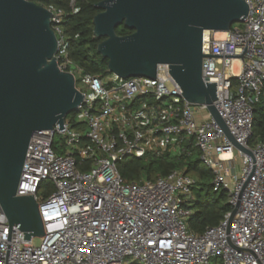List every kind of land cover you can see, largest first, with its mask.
Returning <instances> with one entry per match:
<instances>
[{
    "label": "built area",
    "instance_id": "obj_1",
    "mask_svg": "<svg viewBox=\"0 0 264 264\" xmlns=\"http://www.w3.org/2000/svg\"><path fill=\"white\" fill-rule=\"evenodd\" d=\"M245 2L242 26H231L223 37L203 34L201 76L216 82L214 105L252 156L233 146L205 106L183 99L167 64L157 66L154 80L83 73L65 52V12L47 7L58 67L74 75L83 95L76 116L87 130H72L65 117L63 130L55 125L32 135L17 195H34L44 236L39 244L23 240L0 207V264H209L211 258L264 264V139L249 144L253 105L264 98V0ZM69 6L74 13L75 0ZM56 133L65 138L62 154L53 146ZM185 143L199 151L213 189L227 193L231 209L237 205L230 222L231 210L201 234L187 224L193 176L172 169L154 179L126 180L117 169L126 156L188 150ZM43 180L54 190L39 200Z\"/></svg>",
    "mask_w": 264,
    "mask_h": 264
},
{
    "label": "water",
    "instance_id": "obj_2",
    "mask_svg": "<svg viewBox=\"0 0 264 264\" xmlns=\"http://www.w3.org/2000/svg\"><path fill=\"white\" fill-rule=\"evenodd\" d=\"M93 34L97 52L120 79L154 80L167 64L183 99L203 105L233 146L252 156L228 131L214 101L216 82L201 76L204 31L226 32L248 14L245 0H101ZM51 11L33 0H0V207L23 240L43 237L34 195H17L29 142L35 132L63 130L65 117L83 99L74 75L58 67ZM123 25L132 32L118 35ZM242 57V56H241ZM237 205L231 209L230 222Z\"/></svg>",
    "mask_w": 264,
    "mask_h": 264
},
{
    "label": "trees",
    "instance_id": "obj_3",
    "mask_svg": "<svg viewBox=\"0 0 264 264\" xmlns=\"http://www.w3.org/2000/svg\"><path fill=\"white\" fill-rule=\"evenodd\" d=\"M33 1L48 8L62 9L65 12L61 26L65 40V52L72 63L85 74L101 78L110 74L107 70V59L103 58L96 50L98 43L104 38H96L93 34L92 21L94 16L100 12L95 4L101 0H75L76 11L74 13L69 6L70 0ZM115 30L118 35L132 32L123 25L117 26ZM235 83L236 79L234 78L233 84ZM252 139H256V141L264 139V98L253 105L250 140ZM184 147L188 150H164L158 153H147L141 158L126 156L117 162V169L126 180L154 179L167 174L172 169H179L193 176L196 179V184L192 191L195 190L196 193L194 197L191 196L186 205V208L191 210L187 224L191 232L201 234L207 227L217 225L231 210V206L227 201L225 191L219 190L218 194L213 197L210 195V191L213 190L210 170L200 161L197 148L190 143H185ZM87 167V164L81 165L80 169ZM202 190H206L203 196L200 194ZM209 264L222 263L219 258H215Z\"/></svg>",
    "mask_w": 264,
    "mask_h": 264
},
{
    "label": "rangeland",
    "instance_id": "obj_4",
    "mask_svg": "<svg viewBox=\"0 0 264 264\" xmlns=\"http://www.w3.org/2000/svg\"><path fill=\"white\" fill-rule=\"evenodd\" d=\"M242 24H243L242 22H236V23H234L233 26H242ZM216 36L217 37H223L224 35L217 34ZM74 73L77 77L76 85L80 88H83V84H82V81L80 78L81 74L78 71H74ZM110 74H112V73H110ZM149 98L150 97H146L145 100L147 101V100H149ZM74 112H76V111H74ZM66 117H67L66 119H68L70 121V128L72 130L80 131L83 134L86 132L87 129L83 123V120L78 119L76 116V113H69ZM64 139H65L64 136L61 134L56 133L54 135V148H55L56 152L59 154H62L65 152V145H64L65 140ZM255 141H256V139L250 140L249 144L251 147L254 145ZM120 161H118V162H120ZM53 190H54V184L51 181L43 180L40 183L39 188H38V192H37L38 199L41 200V199L46 198L51 192H53ZM205 192H206V190L200 191L201 196H203L205 194ZM195 193H196V191L193 190L191 193V196L194 197ZM217 194H218V191H216L214 189L212 191H210V195L212 197L217 195ZM191 196L185 198V201H187V203L191 199ZM39 242H40V238H38V237L33 238V244H39ZM214 259L215 258H211L210 262H212Z\"/></svg>",
    "mask_w": 264,
    "mask_h": 264
},
{
    "label": "bare ground",
    "instance_id": "obj_5",
    "mask_svg": "<svg viewBox=\"0 0 264 264\" xmlns=\"http://www.w3.org/2000/svg\"><path fill=\"white\" fill-rule=\"evenodd\" d=\"M219 34H223V32H218ZM206 34H207V31H204V37L206 36Z\"/></svg>",
    "mask_w": 264,
    "mask_h": 264
}]
</instances>
